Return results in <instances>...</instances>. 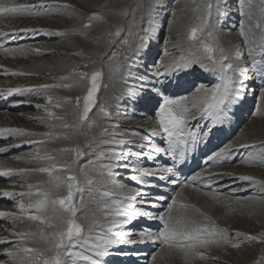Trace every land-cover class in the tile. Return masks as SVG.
<instances>
[{
    "label": "bare ground",
    "instance_id": "bare-ground-1",
    "mask_svg": "<svg viewBox=\"0 0 264 264\" xmlns=\"http://www.w3.org/2000/svg\"><path fill=\"white\" fill-rule=\"evenodd\" d=\"M4 2H12V3L18 4V5H35V4L37 5L41 2V0H40V2H38L36 0H0V3H4ZM44 3L54 5L51 8L42 10V11H45L46 13L51 12L50 15L44 14V15L36 16V15L29 14L28 12H25L22 14H20V13L10 14L9 13V14L0 15V17H7V20L9 21V23H7V26L0 29V32L14 34V35H9L7 37L0 36V58L5 59L4 62L1 61V59H0V92H5L4 96H0V128H22L28 132L49 133L50 135L49 136H35V137H25L24 138V139H33V140H44L45 143L40 144V145H28V144H24L22 139H16V138H13L11 136H8L7 138L0 136V147L8 148L10 145H16V144L21 145L20 147H10L7 152L0 153V169H16V170L21 169V168L33 169V168L40 167V166L58 167V166L64 165V164H71V165H73V173L77 177V186L74 189V197L76 198V196L81 194L84 198L86 195H88L87 198L84 199L83 205H85V207H83V208L87 209L90 212L92 209H94L96 207V204L92 203L93 196H96L97 198H99L98 197L99 191L115 190V186H112V188H109L106 186L107 185L106 184L103 186L94 187L92 193L90 194V191H89V194H87L88 192H86V191L84 192V189H85L84 186H86V185L83 186V184L79 181L83 177L85 178V175H84L85 172L96 174V172L93 170L94 164H107L110 162L117 163L110 156V154L107 152L105 153L104 157L97 160V156H98L99 151H103L105 148L109 147V145L103 144L102 140L111 139L112 133L113 132L116 133V131L112 130L113 124L119 125V127H117L118 129L119 128H125V130L127 132H129V131L130 132H132V131L138 132L139 129H137V127L134 126L135 123L140 121V118L142 116L146 115L148 112L150 115L155 114L157 109L159 108V106H155V104L158 101H159V105L161 103H163V96H161L158 91H154L151 87V85L157 84V78H156V72H155L154 74L151 75V77H152L151 79L148 78L149 82L147 84H145L146 86L142 90L143 93L145 94V96L142 93H139V90L142 87L141 84L138 81H136V83L137 82L138 83H137V85H135L134 79H128V81H127L128 86L137 90V98H135V99H121L120 101H117L115 99V97L120 96L121 93L126 91L125 80L121 76L119 71L108 70L107 65L113 64L115 61H113V60L107 61V59H102V57H104V55L106 53L109 54L110 52L116 50L115 42H113V44L110 45V43H109L110 39H108L109 36H107V34H106L107 32L102 33L101 31L93 30L94 28L93 29H87L84 27V25H86V23L83 20L78 19V16H80L81 12H80V10H78L76 8L75 4L73 3V0H44ZM55 5H70V7H66V8L55 7ZM97 5H98V0H95L94 4H93V8L96 12H97ZM158 5H160V4L158 3ZM154 8L158 9V7L156 5H154ZM213 12H214L213 13V20H214V22H216L218 24V21H219L221 15L217 16L216 12L215 11H213ZM69 14L73 15L74 18L72 16L70 17ZM104 17H105L106 22L108 23L107 24L108 27L113 28L112 31H114L118 28V23H116L114 21V19L109 14H106V16L104 15ZM152 17H153L152 15L149 18L147 16V18L144 19L145 21L141 22V24H144L147 26L148 20ZM165 17H166V13H160L158 16H156V20H157V25H156L157 28H155L156 33L149 34L148 32H146L144 30L143 33L145 35V38H146V40H150L151 45L149 47L142 46L139 53L133 54V59H134L135 64H136V67L133 69L134 72L136 70H140V68L146 66L145 65L146 63L149 66V70L154 71L155 68L152 69L148 62H150V63H151V61L153 62L156 54L158 57V53H159L158 49L160 47L159 44L161 42L158 38H159V36H161L160 27L162 25V21H160V19L164 18V23H165L166 22ZM1 20H4V19L0 18V24L3 25ZM219 23H220V21H219ZM199 26H200V24L196 23V26H194V27H199ZM226 27H230V25H226ZM149 28H151V27H149ZM173 28H172V26L168 25L166 34H168V33H169V35L170 34L171 35L176 34V33H174L175 31ZM23 29H29V30H35V31H27V32L21 31ZM57 32L63 33V35H56L55 33H57ZM189 32H190V30H189ZM223 32L225 33V31H223ZM219 34H221V33H219ZM198 35H199V33H198ZM225 35L226 34H224V36ZM227 35H226V37H227ZM178 36L180 37L181 35L176 34V37H178ZM185 36H187V35H185ZM204 36L207 37L206 34ZM207 39L208 38H204L203 41H207ZM228 40H229V38H228ZM237 40L239 41L238 38H237ZM31 41L34 42V45H35V42H39V41H45V42L40 44L41 45V46H39L40 48L31 50L33 55L38 56L39 58H35V59H27L26 58L27 60H25L24 56L20 55L23 51L22 52L19 51L18 47H20V45H22V44H25V45L27 44L29 46V43H31ZM240 41H241V39H240ZM145 42L147 43V41H145ZM223 43H225L224 45L227 44L226 42H223ZM173 46H174V44H173ZM173 46H171L169 44L168 46L166 45L165 47L164 46L163 47L166 51L170 50L169 52H172L174 50V48L176 49V47H178V45H176V47H173ZM185 46H186V44H185ZM240 46L242 47V45H240ZM236 47H238V46H236ZM4 48L13 49L14 51L5 53L3 51ZM188 48H189V46H188ZM27 49H29V47H27ZM36 50H38L39 54H37ZM185 50H187V49H185ZM191 50L193 51V49H191ZM191 50H190V52H192ZM229 50H230V48H229ZM229 50L227 47V51H229ZM246 50H248V49H246ZM166 51H163V52L166 53ZM193 52L195 53V51H193ZM242 52L240 51L239 53H242ZM16 53L19 55H16ZM52 53H54L53 56H51ZM74 53H78V54H74ZM117 53L122 54V55H128V53L125 51V47L120 52H117ZM165 53H163L164 55L161 58L160 62L163 61V62L167 63L168 59H171L169 57L167 58V56H169V55H165ZM177 53H178V51H177ZM246 53L248 54V51L247 52L245 51V54ZM230 54L231 53H227L226 55L229 57V62L233 63L231 61L232 59L230 60ZM184 55H185V53H184ZM193 55H195V54H193ZM197 55H200V54H197ZM202 55H204V54H202ZM236 55H237V53H236ZM58 56H64L67 60L70 61V64L66 65V66H62L58 61ZM242 56H243V54H242ZM91 57L98 59L102 64L105 65L104 66L105 70H103V72H104L103 74H105V78H107V82L106 81L105 82L107 83V86H109V87L112 86V89H111L112 91L107 95V97H112V98H110L111 107L110 106L109 107L111 108V113H113V114L111 115L110 118L105 117V116H100L97 119H95L93 123L91 121L88 124V121H87V122H84L83 124H80L79 123V121H80L79 115H76L73 113L69 104L65 103V98L71 97V96H77L80 94L86 95L87 89L86 90L84 89V85L80 84V80L78 78L79 77L78 68L75 70H70V68L72 66H75V64H77V63H78V65L83 64L86 61V59H89ZM189 57L187 56L185 58L187 59ZM232 57H233V55H232ZM243 58H244V56H243ZM4 59H2V60H4ZM116 59L119 60L120 56L118 55L116 57ZM240 63H241V60H240ZM243 63H245V62H243ZM243 67L248 68V77H253V78L247 79V82H246L247 83V92L246 93L247 94L252 93L250 95L253 97V95L256 92L260 91L259 98L257 99V102L259 105H261V103H262V105H264V88H261L262 85H264V80L263 81L261 80L260 82H258L259 80L257 81V79H260V78H258L255 74H254V76H252V71H250V69H251L250 65H246V66L242 65L241 68H243ZM159 69H160V71H164V69L161 67H159ZM5 70H7V71H5ZM191 72H193V74L197 73L196 77H198V78L189 80L190 78L188 77V73L185 75H182L183 74L182 73L179 75V77H177L178 76L177 74H176L177 75L176 77H174V76L169 77V79H171L172 83L166 89L163 90L164 95L170 96L171 98H178L179 96L184 95L186 93V90L194 89V86H196V85L198 86L199 84H201V83H197L196 85L193 84V82H195V81L205 82L206 87H208V85H210V78H212V77H210V78L207 77L206 72L204 70H202L198 66H196ZM11 73H24V75H12ZM143 73L147 74V71L143 70ZM28 75L31 77V79H29V80L27 79L29 77ZM112 75H113V77H112ZM215 75L213 74L212 76H215ZM193 76L195 77V75H193ZM61 77H67V79L62 80ZM216 77L217 76H215L213 78H216ZM25 79H27V80H25ZM177 79H179V86H177V83H176ZM216 82H217V80H216ZM65 83L72 85V87H70V88L54 87V88H49L46 90L39 88L40 85H44V84H60V85H63ZM211 85L213 86V84H211ZM17 87L30 89V91L13 94L11 96H8L6 94V91H5L6 89L17 88ZM45 94H47L48 97L49 96L52 97L53 103L59 102L60 104L63 105V107L52 108V106H51V108H49V111H51V112L54 111V114L56 116L62 117V119H55L54 117H52L51 120L46 119V117L47 116L49 117V115L45 116L46 111H45V107H43L44 104H43V100H42L44 98ZM187 95L189 96V94H187ZM191 95L193 96V94H191ZM248 95H245V93H243L242 98L239 100V102L234 103V105L231 107L230 110L233 111V113L235 114V117H234L235 122H233L232 124L230 123L227 125V123L224 121L222 123V125H218L216 127V129L210 131V129H211L210 121H200L201 124H208L209 125L208 128L204 129V132L210 131V135L214 134L215 136H214L213 140L208 142L210 135L201 134L200 143H199L196 151L189 153V155L186 157V162H189L190 164L194 163V166H195L194 171L192 172L191 176L197 172H202L203 170L228 174V175H224L222 177H217L216 181L213 182L215 192L220 193V197H219L220 202L219 203L215 202L211 198L210 195L205 194V193L211 191L209 189L195 190V188H197V186H193L191 188H185V187L178 186L177 184L172 183V182L168 181L167 179L159 180L156 177H146L145 179L150 180L151 183L154 185V187L147 188V187L137 185L135 183V181L131 178L133 175H135V173L132 170L133 168L141 167V166L147 167V168H155L157 165L170 166V161L172 159V156L163 155V154L156 155L154 159H147L146 157H138L137 155H135L136 153H139L141 151H144L145 153H147L149 151L150 146L167 147V145L164 143L165 137L159 135L157 137L158 141L155 142L156 138L154 136H151V133H149L147 131L143 132L140 130L145 135L151 136L147 142L148 145L142 146V147H138V146H134V145L130 144L131 142L126 139L125 135H124V137H122V135H116V138L122 137L125 140H127L128 142H130V143L127 142L125 145L120 146V147L122 148V150L124 152L132 153V155H130V157H129V159L131 158V160H130V163L128 165L126 163L128 162L129 159L118 161L121 164V169L119 167H117L115 169V172H119V173L117 175L115 174L113 177L116 179H118V178L121 179V180L118 179V182L120 180L119 184H124L126 186L125 190L127 188L131 187V188H138L141 191L150 192L151 195H149L147 197H138L137 198L138 201L140 199H146L149 201V203H147V204H143V205L138 204V206L142 207V208H146L150 212H153V213L164 212L165 209L167 208L166 205L168 203H171V199L173 197H175L177 199L178 207H179V205H182V204L192 205L194 207L190 209L191 211L193 209L198 208V209H200V213H204L205 215L211 217L210 221H205L203 219V216H201L200 213L194 211L192 214L191 212H189L190 215L192 214L193 217L195 219H197L198 221H200L201 223L211 224L212 220H214L213 222L215 223L216 227L219 228V227H221V224H222L221 221L219 220V219H221V220H224L225 225H223V226H225L226 228L229 227L230 231H233V229H235L236 234L238 233L240 235L243 234L246 236H248V235L253 236L250 231L256 230V224L257 223L263 224L264 219H262V221H260V218H261V216L264 217V210L259 211L258 205H255V206L253 205L254 206L253 207L252 203H251V206H252L251 208L249 207L247 209V206H246V208L243 210L244 215L247 217H242V215H239V212L235 213L234 211L237 210L238 202L241 199H246L245 195L246 194L248 195L250 193V189H253L252 188L253 186L252 187H248L246 185L244 186L245 181H240L238 179V177L240 176V172L241 173L248 172V174L250 173L251 175L256 177L255 178L256 180L264 181V169L259 168L260 170L255 169L252 171H243V168H248L249 165H247L245 163L246 161L244 162L245 164L238 163V161L243 156L246 155L245 153H247V152H249L248 154L253 153L255 150H258L257 148H259V146H261V149L259 148L260 150H258L256 152L258 154L264 153V133L261 131V128L259 126L260 122L258 123V119L261 116H263V114H264L261 112L260 106H257L255 108V115H254L253 119L250 120L252 122L245 127L243 133L241 134V137L240 138L238 137V139H236V140L234 139L235 142L234 141L232 143L228 142L229 144H226V140L231 139L232 135L235 132V128H236L235 126L239 122L238 119L240 117L245 118L246 113H244V112L249 111L251 107L253 108V106H251L254 104L253 98L250 97L251 98L250 99ZM123 101H125L124 105L122 104ZM191 101H192V98H191ZM1 102H6L7 104L5 106H3L1 104ZM72 102H73V100H72ZM36 105H40L42 107L37 108ZM45 105H47V104H45ZM154 106H155V108H154ZM27 107L30 108L28 110H34L35 109L36 111H38L37 109H41V112L38 111V114H39L38 116H40V118L30 119L29 114H21L23 112L28 111ZM72 107H74L73 104H72ZM256 112L260 113V116L258 118L255 117L257 115ZM23 115L27 116V118H22ZM133 117H137V118H139V120H135ZM247 117H249V115ZM41 121H43V123H41ZM241 123H243V122H241ZM195 124H196V121L192 120L191 126H194ZM65 125H67V127H65ZM104 129H108V131L111 133L104 134V132H102V131H104ZM141 135H143V134H141ZM65 136H67L69 138L65 139L64 138ZM220 136L224 137L221 140V142H223L225 140L224 141L225 144L221 148H224L226 146H230L231 150H232V154L228 158V160L226 162H224L222 165L216 166L215 164H213L211 167H209L205 163L206 158L208 155H211L213 152H216L219 149H221V148H219L217 150V148H218L217 142L219 141ZM81 140L85 141V142H81L82 147H83L81 150L85 151L84 156L77 158L75 156V154L72 152L67 151V152L63 153L60 151L61 149H71L73 144L79 143ZM153 142H155L156 145H154ZM151 143H153V145ZM89 145H90V147H89ZM241 145H248L249 147H241ZM178 146L179 145H177V147ZM200 147H202L201 151H200ZM253 149H254V151H251ZM37 151H39V153L41 155H48V156L52 157V159L37 160V161H33L32 163H26L25 160L28 159L29 154L30 153L35 154ZM16 156L24 157V159L18 161L16 159H14V157H16ZM246 158H249V157H246ZM234 164H236V165H234ZM239 164H242V165H239ZM123 165H127V167H125ZM232 165H234V167H237V168L239 167L242 170H237L236 172L238 174H234L231 170L228 169ZM250 166L252 167V165H250ZM257 166L258 165H256V167ZM82 169L84 171H81ZM55 174L60 175L65 180L67 178V174L64 173L62 170H58ZM48 180H49V177L47 174L38 173V172H30V173L24 174V175L14 173L10 177H5V176L0 175V183H3L2 185L0 184V212L15 214V211L11 210V206L7 207V205L9 203H11L12 199H18V201L20 199L19 197H14V198L13 197H4L2 195L3 190L10 191L13 193L27 192L28 191L27 185H33L35 187L40 188L41 190H49L52 188V186L48 183ZM113 182H115V180ZM21 185H23V187H21ZM155 185H157V186H155ZM198 186L200 188H204L203 185H198ZM66 189L67 188L65 186V187L60 189V191H59L60 193L58 192L55 194L56 195L57 194L58 195L66 194V192H67ZM62 190H65V191H62ZM200 193H202V194H200ZM157 194L164 195L165 200L160 201L156 207H152V202L155 201ZM118 195H120L122 198V194L118 193ZM39 198L40 197H38L36 195L33 196V199H39ZM257 198H259V196ZM23 199H24V203L27 204L29 198L24 197ZM78 199H79V197L76 198V202H78ZM253 204H256V202ZM14 205H15L14 207H18V204L17 205L14 204ZM78 205H80V204H78ZM81 205H80V207H81ZM259 206H261V205H259ZM262 208H263V205H262ZM85 209H84V214H85ZM251 210L253 212L255 211L256 214L255 215L250 214L251 215L250 216L249 213ZM29 211L32 212L33 214H35L34 209L29 210ZM179 211L184 212L183 209H179ZM225 212H229V213H225ZM232 215H234V218H230ZM17 217H21V218H18L16 220L15 219L12 220V222H14V224L11 225L12 229H14L16 231H19V229H21V230H23L24 233L37 231L36 222H32V221L27 220L24 213H20ZM10 219H12V218L5 219V218L0 217V237L3 233V231H5L9 227V223H12L10 221ZM216 219H218L219 222L215 221ZM78 220L81 223L84 222L82 219L78 218ZM262 224L260 227L263 226ZM128 226H129L128 230H134L137 232L140 229H144L145 231H148V230L157 231L160 228H162V224L159 220H149V219L144 218V217L138 218L137 220H135L134 222H132L129 225L123 226V228L120 230H126V227H128ZM237 226H239L238 229L236 228ZM248 233H250V234H248ZM132 238L134 240L138 239L137 236H133ZM23 242L25 243V246H34L31 244V238L30 237H25L23 239ZM248 244H250V241L248 242ZM7 246L8 245L6 243L0 244L1 254L4 253L5 249H7ZM214 246H216V245H214ZM109 247H110V254L105 258L106 264H168V263H171V261L173 260L175 255L177 253H179V252H176L174 250L167 249L164 245H161L158 242L154 243L151 241L143 243V244H141V243H135V244H131V245L120 244V245H114V246H109ZM259 248L260 247H256V246L255 247L250 246V248H249V246H248V247L242 248V250H239V251H249L251 253H254V252L258 253ZM224 249H225V247L218 248L219 251L214 253L213 257H214L215 263H217V264L218 263H220V264L230 263V258L234 253V251L231 250L233 248L230 247V249H225V250ZM208 250H209V248L208 249H200V251H205V253ZM221 250H223V253H225L227 255L220 256L218 253H222ZM226 251L228 253H226ZM154 255L157 257L155 261H153V259H152V257ZM209 256H206V257H209ZM3 257H5V256H3ZM3 257L0 258V261L2 260ZM4 259H7V257H5ZM240 264H250V262L247 260H243Z\"/></svg>",
    "mask_w": 264,
    "mask_h": 264
},
{
    "label": "snow or ice",
    "instance_id": "snow-or-ice-1",
    "mask_svg": "<svg viewBox=\"0 0 264 264\" xmlns=\"http://www.w3.org/2000/svg\"><path fill=\"white\" fill-rule=\"evenodd\" d=\"M206 15L202 18L201 26L191 29L188 39L196 41L198 33L207 35L212 39L215 35V28L212 24L213 11L217 16L223 15L225 18L227 12V0H205ZM252 0H242L241 2V15L244 16L243 9L250 6ZM54 5L45 4L44 0L37 5H18L12 2L0 3V15L2 14H22L28 12L29 14L40 16L44 14H51V12L42 11ZM55 7H70V5H55ZM264 14V4L260 9ZM96 14L89 17V20L98 19ZM143 19V17L141 18ZM249 15L246 20H251ZM85 28L89 25H84ZM133 27H136L135 21ZM255 27L260 30L261 37L258 44H253L249 40L248 32L251 28L245 26V20L241 21L239 35L244 40V45L248 49V62L251 64L252 71L260 78L264 79V23L257 22ZM21 31H35L23 29ZM56 35H63V33H55ZM14 35L11 33L0 32V36L7 37ZM121 29L117 28L114 34H111L109 43L110 45L120 43L121 41L115 40V37H120ZM130 37H137L139 33L129 32ZM125 46V51L128 55L119 53H112L111 55L105 54L102 59H109L115 61L109 65L110 70L115 69L119 71L125 80L126 91L121 93L120 96L115 97L117 101L121 99H135L137 98V90L128 86V79L137 80L141 84V91L143 85L149 82L148 78L139 75L137 76L133 69L136 67L133 59V54L139 53L142 46V39H124L122 41ZM203 56L192 55L185 58L183 54L180 57L173 59L170 62H160V69L156 70L157 84L151 85L154 91H158L163 96V103L159 105L155 113L156 120L155 126L151 129V136L161 135L165 137L164 143L167 147L150 146L149 151L145 153L141 151L136 153L138 157H146L147 159H154L156 155H170L172 156L173 163L171 166L157 165L155 168L136 167L133 168V175L131 178L137 185L152 188L154 185L146 177H156L159 180H165L177 184L178 186L191 188L193 186L203 185L204 188L211 190L213 182L217 177L228 175L227 173H218L203 170L197 172L190 177H185L180 180L177 176L180 168L186 162V157L189 153L195 152L201 139V134L210 135V131L216 129L218 125L227 119L231 114L230 109L234 103H238L242 98V94L247 91L248 68H238L233 63L229 62V57L225 54L224 49L218 45L213 46L206 41H202ZM173 47H176L174 45ZM5 53L14 51L13 49L4 48ZM37 54H39L38 50ZM218 51L219 55H214ZM78 54V53H74ZM169 53L166 51L165 55ZM120 56L117 60L116 57ZM236 60H241L239 49L237 48V55L234 57ZM122 61V62H121ZM196 66L205 72H210L218 75L221 83L212 87H206L203 83L194 86V93L192 102L189 106V97L187 95L179 96L178 98H171L164 95L163 90L166 89L171 83L169 77H173L176 73L191 72ZM87 67V65H84ZM7 71V70H5ZM12 75H24V73H11ZM81 80L89 77L88 72H80ZM102 77V72L93 70L90 74V87L87 88L86 95L83 97V110L80 113V119L86 121L92 108L95 106V96L98 91V80ZM62 80L67 77H61ZM179 86V79L176 81ZM158 86V87H157ZM54 87L70 88V84H44L40 85V89H49ZM8 96L17 93L30 91L25 88H8L5 90ZM5 92H0V96H4ZM48 103L53 107H63L59 102L53 103L52 97L46 98ZM71 98L66 97L65 103H70ZM80 104V97H77V107ZM37 108L42 106L36 105ZM45 111H48L45 108ZM100 113L105 117H111V112L107 107L101 106ZM49 117L55 119H62L56 116L53 112L48 111ZM195 120V126H191V121ZM200 121H210L211 129L209 132H204L208 128V124H201ZM43 123V121H41ZM67 127V125H65ZM115 129L119 127L113 124ZM108 133V129H104V134ZM49 133H36L28 132L22 128H0V136L7 138L11 136L16 139H22L24 144L40 145L45 143L44 140L24 139L25 137L35 136H49ZM65 139L69 137L65 136ZM144 140H149L150 136L145 135ZM124 138H116V133H112L111 139L102 140V143L109 145L103 151H99L97 160L109 153L110 156L116 161L128 160L132 153H126L120 146L127 143ZM177 145H179L177 147ZM20 144L10 145L8 148L0 147V153L7 152L10 147H20ZM90 147V145H89ZM241 147H249L248 145H241ZM60 151H68L75 154L77 158L85 155V151L79 147L71 149H61ZM95 154V153H94ZM232 150L230 146L219 149L208 155L205 163L211 167L213 164L216 166L222 165L231 156ZM16 160H23L24 157L16 156ZM52 157L48 155H41L39 151L35 154L30 153L26 163H32L37 160H49ZM249 164L256 163L264 166V153L258 154V159L249 158L246 161ZM119 163L107 164H94L93 170L96 172L95 176L85 177L89 185L90 194L95 186H103L108 184L112 177L116 174L115 169L120 167ZM127 167V165H123ZM62 170L67 174L66 180L60 175L55 173ZM81 171H84L83 169ZM30 172H38L47 174L49 177L48 183L52 186L49 190H41L33 185H27V192L13 193L3 190L4 197H19L18 208L21 213L25 214L27 220L36 222L37 231L29 233H15L12 235L17 236L21 240L25 237L31 238V244L34 246H20L17 244L14 248L5 249L3 255L7 260L0 261V264H106L105 258L110 254V247L120 244H135L146 242H158L164 245L167 249L174 250L182 254L185 264H190L193 259L204 260L207 257L200 249H208L212 245L220 246L221 244H228L230 242L226 229L217 228L215 223H201L192 216L187 215V210L194 206L188 204L177 205V199L173 197L171 203L167 204L164 212L153 213L146 208L139 207V205L149 203L146 199L137 200L138 197H147L151 195L150 192L141 191L138 188H126L124 184H116L115 190H103L98 192V197L93 196L92 203L96 207L90 212L85 209L83 216V223L78 221V209L74 201V189L77 184V177L73 173V165L64 164L58 167H36L33 169H0V175L10 177L15 174H28ZM167 174V175H166ZM240 181L250 182L252 186L259 185L264 188V181L256 180L249 175H240ZM67 188L66 195H55L61 188ZM23 187V185H21ZM201 190V189H197ZM118 193L122 194V198ZM211 198L219 203L220 193L207 192ZM36 195L39 199H33ZM24 197H28V203H24ZM165 200L164 195L157 194L155 201L152 202V207H156L160 201ZM83 204V200H81ZM35 210V214L29 210ZM183 209L184 212H180ZM196 212L200 213V209L196 208ZM205 221H210L211 217L200 213ZM2 218L18 219L13 213L0 212ZM147 218L149 220H159L162 228L157 231L140 229L138 232L134 230H120L125 225H129L138 218ZM240 235V234H236ZM264 237V233L260 234ZM137 236L138 239L134 240L132 237ZM248 240H257L255 236H248ZM260 242L264 243V239ZM9 243L6 238H0V244ZM232 247H240L239 243H232ZM156 256L152 257L153 261ZM257 264H264V257Z\"/></svg>",
    "mask_w": 264,
    "mask_h": 264
},
{
    "label": "rangeland",
    "instance_id": "rangeland-1",
    "mask_svg": "<svg viewBox=\"0 0 264 264\" xmlns=\"http://www.w3.org/2000/svg\"><path fill=\"white\" fill-rule=\"evenodd\" d=\"M38 2H40V0H36ZM94 1L95 0H73V3L75 4L76 8L78 10H80L81 14L80 16H78V19L79 20H83L86 24L89 25V27H87V29H93V30H96V31H101L102 33H106L107 36H109L108 39H110L111 37V34H114L116 30L112 31L113 28L112 27H108V23L106 22L105 20V17L104 15L106 16V14H109L116 23H118V28L121 29V35L120 37H115L114 39L115 40H119L121 41L120 43H115L116 45V50L115 51H112L109 53V55H111L112 53H117V52H120L125 46L123 45L122 41L124 39H130V38H135L137 40L139 39H142L143 40V46L145 47H149L151 45V42L150 40H146L145 38V35H144V30L146 32H148L149 34H154L156 33V29L157 28V20H156V16H158L160 13H166V17H165V20L166 22L164 23V18L160 19V21H162V25L160 27V33H161V36H159V40L161 41L160 44H159V53H158V57H157V54L155 56V59L154 61L151 63L148 62L151 66L153 70H149V66L148 64L146 63L144 67L140 68V70H136L135 71V74L137 76L139 75H143L147 78H152L151 75L154 74L156 72L157 69H159L160 67V60L161 58L163 57V51H166L164 49V47L167 45H171L173 46V44L175 45H178V47H176V49L174 48V52H169L170 50H168L167 52H169V56H167V58H171L172 60L175 59V58H178V56L180 57L181 54L184 55V57H189L190 55L192 56L193 54L197 55V54H200L201 56H203V52H202V41L204 38H208V37H205L204 35H198V38L196 41H190L188 39V36H189V30L191 31L192 28H194V26H196V23H199L200 26H201V23H202V18L206 15V3H205V0H98V5H97V12L94 10L93 8V4H94ZM222 2V0H221ZM241 2L242 0H227V12H228V15L227 17L225 18L223 15H221L219 21H218V24L216 22H214V20L212 19V24L215 28V35L212 39H207V43L210 44V45H213V46H216L218 45L219 47L221 48H224V52L225 54L227 53H231L230 54V60L238 67V68H241V66H246V65H250V68H251V64H249L248 62V54L246 53L245 54V51L247 52L248 50H246L247 48H245V45H244V40L242 37H240L239 34V29H240V24H241V21L242 20H245V26H246V29L247 28H251V31L248 32V37H249V40L253 42V44H258L259 41H260V37H261V32L259 29H257L255 27V24L257 22H261V23H264V14L261 13L260 9L262 7V4H264V0H252V3L250 6H246L243 11H244V16L241 15ZM158 3L160 5H158ZM36 5V4H35ZM154 5H156L158 7L157 8H154ZM108 8V9H107ZM200 8V9H199ZM104 10V11H103ZM149 11V12H148ZM154 12V13H153ZM214 13V12H213ZM93 14H96V16H98L99 18L98 19H93V20H89V17H91ZM151 15L153 16L152 18H150L148 20V23H147V26L144 25V24H141V22H144L148 16L151 17ZM251 16L252 19L251 20H246V17L247 16ZM69 16L73 17V15L69 14ZM143 17V19H141ZM164 17V16H163ZM0 18H3L4 20H1L3 25L0 24V29L7 26V23H9V21L7 20V17H0ZM104 18V19H103ZM176 18V19H175ZM219 18V17H218ZM217 18V19H218ZM100 19V20H99ZM175 19V20H174ZM201 19V20H200ZM76 21V20H75ZM135 21V24H136V27H133V23ZM177 21V22H176ZM189 21V22H188ZM6 22V23H5ZM140 22V23H139ZM91 23V24H90ZM172 26V28L174 29V33L178 34V35H181L180 37H176V34H166V31H167V26L168 25ZM174 24V25H173ZM176 24V25H175ZM19 25V24H18ZM152 25V26H151ZM226 25H230V27H226ZM151 27V28H149ZM98 29V30H97ZM107 30V31H106ZM143 30V31H142ZM229 30V31H228ZM133 32V33H139V36L137 37H130L129 36V32ZM138 31V32H137ZM223 31H225L224 34H228L227 37L226 35L224 36V34L222 33ZM163 32V33H162ZM187 32V33H186ZM221 33V34H219ZM166 34V35H165ZM175 35V36H174ZM187 35V36H185ZM221 35V36H220ZM223 35V36H222ZM184 36V37H183ZM219 36V37H218ZM229 36V37H228ZM232 38H231V37ZM143 37V38H142ZM226 37V38H225ZM187 38V39H186ZM229 38V40H228ZM237 38L239 39V41L237 40ZM62 39V38H61ZM183 41H182V40ZM227 39V40H226ZM241 39V41H240ZM147 41V43L145 42ZM188 41V42H187ZM45 41H39V42H35V45H34V42L31 41V43H29V46L26 44H22L20 45V47H18V50L19 51H23L20 55L24 56L25 60L27 59H35V58H39L38 56H35L33 55L32 51L33 49H38L40 48L39 46H41L40 44L44 43ZM177 42V43H176ZM223 42H226L227 44L224 45L225 43ZM173 43V44H172ZM190 43V44H189ZM233 43V44H232ZM235 43V44H234ZM237 43V44H236ZM240 43V44H239ZM186 44V46H185ZM239 44V45H238ZM37 45V46H36ZM189 48H188V46ZM232 45V46H231ZM242 45V47L240 46ZM24 46V47H23ZM29 47V49H27V47ZM164 46V47H163ZM234 46V47H233ZM238 46V47H236ZM33 47V48H32ZM35 47V48H34ZM163 47V48H162ZM183 47V48H182ZM227 47H228V50L230 48L229 51H227ZM17 48V47H16ZM193 49V51H195V53L191 50ZM196 48V49H195ZM237 48H239V52L243 51L242 53H239L240 56L242 57L241 59V63H240V60H236L234 59L233 57H236V53H237ZM22 49V50H21ZM187 49V50H185ZM198 49V50H197ZM241 49V50H240ZM30 50V51H29ZM172 50V49H171ZM180 50V51H179ZM190 50L193 52H190ZM17 51V50H16ZM162 51V52H161ZM178 51V53H177ZM176 52V53H175ZM181 54H180V53ZM235 52V53H234ZM171 53V54H170ZM197 53V54H196ZM24 54V55H23ZM173 54V55H172ZM178 56H177V55ZM188 54V55H187ZM244 58H243V56ZM16 55H19L16 53ZM30 55V56H29ZM54 53H52L51 56H53ZM214 55H219V52L216 51L214 52ZM233 55V57H232ZM28 56V57H27ZM175 56V57H174ZM190 56V57H191ZM157 57V58H156ZM232 57V58H231ZM27 58V59H26ZM159 58V59H158ZM1 61H5L4 58H0ZM4 59V60H2ZM171 59H168V62L172 61ZM235 60V61H234ZM58 61L59 63L62 65V66H66V65H69L70 64V61L67 60L64 56H58ZM107 61H109V59H107ZM245 63H243V62ZM239 65H237L236 63ZM240 63V64H239ZM96 64V65H95ZM100 64V65H99ZM98 60V59H95L94 57H91L89 59H86V61L83 63V64H75V66H72L70 68V70H75L78 68L79 70V73L80 72H88L89 73V77L88 78H85L84 80H81V77L79 76V80H80V84L84 85V89L86 90L88 87H90V74L93 70H99L102 72V77L98 80V85H99V88H98V91L96 93V96H95V106L92 108V111L89 113V116L87 118L86 121H82L80 119L79 123L80 124H83L84 122H87L88 121V124L92 121V123L94 122L95 119H97L98 117L100 116H103L102 113H100V107L101 106H104V107H107L109 109V111L111 112V104H110V98L112 97H107V95L112 91V86L109 87L107 86V78H105V74H103V70L104 69V64ZM78 65V66H77ZM81 65V66H80ZM84 65H87V67H84ZM99 65V66H98ZM107 65V64H106ZM108 66V70H110L109 68V65ZM100 67V68H99ZM80 68V69H79ZM83 68V69H82ZM103 68V69H102ZM146 70L147 71V74H144L143 73V70ZM112 70H115V69H112ZM110 70V71H112ZM153 71V72H152ZM250 71H252V68L250 69ZM188 73V77L190 78L189 80H192V79H197L198 77H196V74L197 73H194L193 72H186V73H176L177 75H175L174 77H179L180 74L182 75H185ZM191 73V74H190ZM195 75V77L193 76ZM211 75V76H210ZM213 73H210V72H206V76L207 77H212L210 78V85H208V87H212L211 84L216 85L218 82L221 83L220 79H218V75H215L217 76L216 78H213L215 76H212ZM29 76V75H28ZM192 76V77H191ZM252 76H254V72L252 71ZM27 77V76H26ZM113 77V75H112ZM248 78H253V77H248ZM28 80L31 79V77L29 76L27 78ZM25 79V80H27ZM217 82H216V80ZM259 80V81H258ZM263 81L264 79H257L258 82L260 81ZM106 81V82H105ZM137 80H134V84L137 85L136 83ZM247 82V81H246ZM84 83V84H83ZM197 83H203L205 85V82H202V81H195L193 82V84H197ZM146 85H143V88L145 87ZM197 86V85H196ZM149 88V87H148ZM261 88H264V85H262ZM260 89V88H259ZM192 90V91H191ZM247 92V91H246ZM245 93V95H248L249 98H253V108L251 107L249 111L247 112H244L246 113V117L243 118V117H240L238 119V123L236 124V128H235V132L234 134L232 135L231 139H229V142L232 143L233 141L235 142L236 139H238V137L240 138L241 137V134L243 133L245 127L247 125H249L255 115V108L257 106H260V110L262 113H264V105H259L258 102H257V99L259 98V94H260V91L256 92L253 97L250 95L252 93ZM139 93H142L144 96L145 94L143 93V91H141V89L139 90ZM194 93V89H190V90H186V93L184 95H187L189 94V106L191 105V98H192V95ZM48 94V93H47ZM47 94H45L44 98L42 99L43 100V107L47 108L48 111H49V108H51V105L48 103V101L46 100V98L48 97ZM85 95H77V96H71V101L69 104V106L71 107V110L73 111L74 114L76 115H79L80 117V113L82 112L81 110H83V97ZM183 96V95H182ZM46 97V98H45ZM77 97H80V104H79V107H77ZM250 98V99H251ZM73 100V102H72ZM45 102V103H44ZM1 104L3 106H5L7 103L6 102H1ZM47 104V105H45ZM72 104L74 107H72ZM123 105L125 104V101H123L122 103ZM110 106V107H109ZM155 106H159V101L156 102ZM154 106V108H155ZM53 108V107H52ZM30 109L29 107H27V110ZM39 112H41V109H37ZM158 110V109H157ZM38 111H36L35 109L34 110H28L27 112H23L21 114H29L30 115V119H37V118H40V116H38ZM48 111H46V115H48ZM231 114L227 117V119L225 120V122L228 124H232L233 122H235V114L233 113V111H231ZM54 113V111H53ZM113 113H111L112 115ZM256 118H258L260 116V113H257L256 112ZM9 115V114H8ZM15 115V114H14ZM147 115V116H146ZM142 116L140 118V121H138L137 123H135L134 126L137 127L138 132H135V131H132V132H127L125 130V128H112L113 131H116V135H122V137H126V139L130 142V144L134 145V146H138V147H142V146H146L148 145L147 142L148 140H144L143 137L145 136L144 133H142L141 131H147L149 133H151V129L155 126V120H156V116L155 114L153 115H150L149 112ZM234 115V116H233ZM249 115V117H247ZM147 117V118H146ZM22 118H27V116L23 115ZM49 118V119H48ZM135 120H139V118L137 117H133ZM47 120H51L52 117H46ZM142 119V120H141ZM231 121V122H230ZM262 121V122H261ZM243 122V123H241ZM260 122V123H259ZM258 123H259V126L261 128V131L264 133V114L263 116H261L259 119H258ZM195 126V125H194ZM193 126V127H194ZM141 130V131H140ZM104 132V131H102ZM108 133H111L108 131ZM140 133V134H139ZM139 134V135H138ZM143 134V135H141ZM147 136H150V135H147ZM159 135H156L154 136L156 138V141H158V137ZM151 137V136H150ZM235 139V140H234ZM126 140V141H127ZM81 142H85V141H80L79 143H75L73 144L72 148L73 147H79L80 149H82V144ZM154 143V145H156ZM153 143H151L153 145ZM84 145V144H83ZM71 148V147H70ZM259 148L261 149V146H259ZM259 148H257L258 150H260ZM258 150H251V151H254L253 153H250L248 154L249 152L245 153L246 155L243 156L239 161L238 163H243V164H247L249 165L248 168H243V171H252V170H260V169H264V166H260L259 164H256V163H252V164H249L245 161L249 160V158H255V159H258V153L256 151ZM63 153L67 152V151H61ZM248 154V155H247ZM251 155V156H250ZM257 156V157H256ZM246 157H249V158H246ZM244 158V159H243ZM246 158V159H245ZM76 159V158H75ZM130 160L131 158L128 160V162L126 163L127 165L130 163ZM244 160V161H243ZM245 162V163H244ZM119 163V162H117ZM120 164V163H119ZM121 165V164H120ZM236 165V164H234ZM234 165H232L231 167H229L228 169L231 170L234 174H238L236 171L237 170H242L241 168H237V167H234ZM239 165H242V164H239ZM252 165V167L250 166ZM256 165H258L256 167ZM228 166V165H227ZM255 166V167H254ZM121 169V166L119 167ZM233 168V169H232ZM260 168V169H259ZM235 169V170H234ZM236 172V173H235ZM116 175L119 173V172H115ZM249 175L248 172H243L241 173L240 172V175ZM85 177H92V176H95L96 174H93V173H84ZM249 176H252L254 177L253 175H249ZM256 178V177H254ZM120 179V178H118ZM118 179L112 177L111 181L106 185L107 187L109 188H112V186H115L116 184H119L120 183V180L118 182ZM115 180V182H113ZM83 186H84V192H88L87 194H89V186L87 184V180L83 177L82 179L79 180ZM78 181V182H79ZM86 183V184H85ZM247 183V184H246ZM1 185L3 183H0ZM110 184V185H109ZM248 186V187H252V185L250 184V182H247L245 181L244 183V186ZM77 186V184H76ZM157 186V185H155ZM97 187V186H95ZM207 189V188H200L199 186H197V188H195V190L197 189ZM253 189H250V193L247 195H245V198L246 199H241L239 202H238V207H237V210H235L234 212H239V215H242V217H247L244 215L243 213V210L246 208L247 206V209L250 207H252L253 205H258V209L259 211H263L264 210V188H261L259 185L257 186H253L252 187ZM257 188V189H256ZM67 190V189H66ZM252 190V191H251ZM256 190V191H255ZM261 190V191H260ZM62 191H65V190H62ZM211 191L212 192H215V188H214V184H212V188H211ZM60 193V192H59ZM258 193V194H257ZM262 193V194H261ZM202 194V193H200ZM256 194V195H255ZM56 195V194H54ZM58 195V194H57ZM63 195H66V194H63ZM88 195H86L84 198L81 194H79L78 196H76V198L79 197L78 199V202H76V198L74 197V200H75V203H76V206H77V209H78V213H77V216L79 219H82L83 220V216H84V209L83 207H85L84 204V199L87 198ZM248 198H247V197ZM250 196V197H249ZM256 198H255V197ZM259 196V198H257ZM55 197V196H54ZM53 197V198H54ZM81 197V198H80ZM83 199V204L81 205V200ZM253 199V200H252ZM257 199V200H256ZM251 201V202H250ZM241 202V203H240ZM256 204H253L255 203ZM251 203H252V206H251ZM262 203V204H261ZM14 204H18V199H12L11 200V203H9L7 205V207H10L11 206V210L12 211H15V216L17 217L21 212L19 210L18 207H14L15 205ZM80 204V205H78ZM261 205V206H259ZM262 205H263V208H262ZM167 206V205H166ZM242 206V207H241ZM253 206V207H254ZM14 207V208H13ZM13 208V209H12ZM18 211H17V210ZM191 208H189L187 210V215L189 216H192L193 217V212L195 211V209H193L192 211L190 210ZM240 210V211H239ZM80 211V212H79ZM83 212V213H82ZM189 212H191L192 214L190 215ZM252 212V213H251ZM255 212V211H254ZM252 210L250 211L249 215L253 214L255 215L256 212L254 213ZM225 213H229V212H225ZM79 214V215H78ZM81 214V215H80ZM234 214V213H233ZM248 215V216H249ZM250 215V216H251ZM230 218H234V215H232ZM262 219H264V217L261 216L260 218V221H262ZM12 220L14 219H10V221L12 222ZM16 220V219H15ZM221 227H219L220 229H225L226 227L223 226L225 225L224 224V220H221ZM218 219H216L215 221H218ZM9 221V222H10ZM79 221V220H78ZM214 220H212L213 222ZM14 222L12 223H9V227L3 231L2 235L0 238H6L8 239L9 243H6L8 246H7V249L8 248H14L17 244H19L20 246H25V243L23 242V240H21L20 238H17V236L15 235H12L11 233L12 232H15V233H21V231L23 232V230L19 229V231H16L14 229L11 228V225H13ZM262 224V223H261ZM260 223H257L256 224V230H252L250 231L251 234L255 237H257V240H248L246 239L248 236L246 235H236V230L233 229V231H230V228L227 227L226 230H227V234L229 236V239H230V242L228 244H221L220 246H210L209 247V250L205 253V251H203L205 253V256H209L207 257L206 259L204 260H200V259H193L191 260L190 264H217L214 262V253L219 251L218 248H221V247H225V249H230L231 244L232 243H239L240 244V247H237V248H234L232 247L234 251L233 255L231 256L230 258V263H227V264H240L243 260H247L250 262V264H257V261H260L262 257H264V243L260 242L262 239H264V237H261V233H264V222H263V226H261ZM260 227V228H259ZM10 228V229H9ZM237 229L239 228V226L236 227ZM258 228V229H257ZM129 229V228H128ZM126 229V230H128ZM21 230V231H20ZM263 230V231H262ZM24 233V232H23ZM233 233V234H232ZM247 233V232H246ZM230 234V235H229ZM250 234V233H248ZM246 236V237H245ZM8 237V238H7ZM234 237V238H233ZM244 238V239H243ZM238 240V241H237ZM246 240V241H245ZM18 241V242H17ZM250 241V244H248V242ZM247 244H246V243ZM11 243V244H10ZM22 243V244H21ZM254 243V244H253ZM260 244V245H259ZM11 245V246H10ZM14 246V247H13ZM250 248L251 247H260L259 248V252L256 253H251L249 251H239V250H242V248H245V247H248ZM212 247V248H211ZM214 249V250H213ZM224 249V250H225ZM211 250V251H210ZM216 250V251H215ZM236 250V251H235ZM222 253H218L220 256H223V255H227L225 253H223V250H221ZM226 253H228L226 251ZM0 256L3 257L4 255L1 254V251H0ZM0 257V258H1ZM6 257V256H5ZM5 257L2 258L1 261H4V260H7V259H4ZM210 260V261H209ZM201 261V262H200ZM203 261V262H202ZM168 264H185V260L182 256V254L180 253H177L175 255V257L173 258V260L171 261V263H168ZM220 264V263H218Z\"/></svg>",
    "mask_w": 264,
    "mask_h": 264
}]
</instances>
